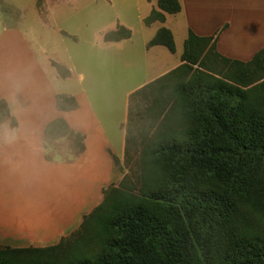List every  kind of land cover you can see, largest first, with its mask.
Instances as JSON below:
<instances>
[{
  "label": "trees",
  "instance_id": "obj_1",
  "mask_svg": "<svg viewBox=\"0 0 264 264\" xmlns=\"http://www.w3.org/2000/svg\"><path fill=\"white\" fill-rule=\"evenodd\" d=\"M158 7L144 18L147 26L182 10L180 0H158ZM131 36L119 24L104 40ZM217 39L189 29L183 63L130 93L124 162L131 172L104 189L79 229L46 247H0V264H264V238L247 226L248 210L264 216V80L245 88L215 75L221 65H238L264 77V47L243 61L222 55ZM155 45L175 52L168 27L146 47ZM51 63L70 76L68 67ZM55 104L79 107L64 93ZM6 120L18 125L0 98V125ZM61 136L75 139L74 156L85 150V136L63 118L46 125L45 147ZM114 162L119 166L116 156Z\"/></svg>",
  "mask_w": 264,
  "mask_h": 264
},
{
  "label": "rangeland",
  "instance_id": "obj_2",
  "mask_svg": "<svg viewBox=\"0 0 264 264\" xmlns=\"http://www.w3.org/2000/svg\"><path fill=\"white\" fill-rule=\"evenodd\" d=\"M238 1L241 6L237 5L233 11L229 0H180L181 12H164V22L156 21L147 26L144 18L153 9H159L158 0H0V35L7 27L17 28L22 35L21 38L0 36V68L16 66L19 76L12 77V81H23L25 67L29 63L25 48L33 50L42 64L47 65L48 60H55L68 67L71 74L67 78L61 77L58 72L55 80L52 74L49 76L53 85L61 93L79 97L78 117L83 122L82 126L85 130L106 131L114 144V151L115 148L119 151L123 131L120 124L127 117L130 93L176 64L178 67L183 63L184 42L190 24L196 29L210 30L228 16L236 15L237 22L226 35V41L230 42L234 51L242 53L236 56L250 58L253 44L248 42L253 35L249 12L242 7L244 2ZM119 24L131 29L132 36L116 42L105 41L104 34L116 29ZM162 26L168 27L174 35L176 49L173 53L161 45L150 49L146 47ZM228 26L226 22L216 29L215 36L220 38ZM5 44L9 50L3 47ZM245 46H248L249 53L243 52ZM1 48L8 51L4 53ZM235 67L233 70V65H221L220 72L215 75L245 88H253L264 80L254 66L252 70L244 69L241 72V66ZM201 69L213 73L209 68ZM81 75L83 77L80 79ZM76 152L75 139L70 136L56 137L46 146V153L53 159H69ZM132 153V162L135 163L139 151ZM119 161L116 167L119 177L112 183L115 185L131 172L130 164H126L124 158ZM60 184L59 181L52 184L41 182L37 188L33 186L25 193L20 192L17 185L16 197L22 196L18 200H23L30 215L39 214L45 220L49 213H55L60 206L68 208L75 203L72 193L65 191ZM58 213L63 214L61 210ZM247 226L252 234L264 238V216L248 210ZM68 228L63 236L68 237L76 232L79 225ZM28 234L40 235L41 230L33 226ZM60 241L34 244L25 240H6L0 242V247H46Z\"/></svg>",
  "mask_w": 264,
  "mask_h": 264
},
{
  "label": "crops",
  "instance_id": "obj_3",
  "mask_svg": "<svg viewBox=\"0 0 264 264\" xmlns=\"http://www.w3.org/2000/svg\"><path fill=\"white\" fill-rule=\"evenodd\" d=\"M242 1L244 2L242 7L249 12L250 29L253 35L248 42L253 44L250 53L247 51L250 45L243 48L245 54L249 53V59L236 56L242 53L234 51L230 47V42L226 41V35L231 32L232 26L237 22L236 15L228 16L210 30L196 29L192 24L189 29L199 35H212L220 26L226 22L229 23L228 28L217 39L216 48L224 56L248 61L264 47V0ZM228 3L233 11L237 5L241 6L238 0H229ZM9 35L20 38L22 36L17 28L8 27L0 36L6 38ZM226 42L229 44L227 45ZM3 47L10 49L6 44ZM2 50L5 51L4 53L8 51ZM25 54L29 63L25 67L23 81H12V77L19 76L16 66L0 68V98L8 101L11 113L18 122L15 127L11 126L9 120L0 125V242L6 240H25L34 244L49 240L55 242L64 237L68 227L80 226L84 216L102 202L104 189L118 179L114 156L118 159H123L125 156L126 131L123 124L127 117L120 124L123 131L119 151L117 148L114 151V144L108 138L106 131L85 130L82 126L83 122L78 117L80 107L71 111L56 108V95L61 92L53 85L49 77L52 74V79L55 80V76H58L52 63L48 60L47 65L42 64L34 51L28 48H25ZM176 66L177 64L173 68ZM82 77L83 75L80 79ZM56 118H63L74 131L85 136L83 152L65 160L46 158L45 127ZM53 181H59L65 191L72 193L75 200L73 206L68 208L60 206L55 213H49L45 220L39 214L30 215L23 200H18L22 196L19 194L20 196L16 197L17 185H19L18 190L25 193L33 186L37 188L41 182L52 184ZM58 210H61L63 214H59ZM33 226L41 230L40 235L28 234Z\"/></svg>",
  "mask_w": 264,
  "mask_h": 264
}]
</instances>
